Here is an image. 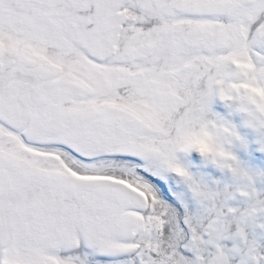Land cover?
Returning a JSON list of instances; mask_svg holds the SVG:
<instances>
[{"label": "snow or ice", "instance_id": "1", "mask_svg": "<svg viewBox=\"0 0 264 264\" xmlns=\"http://www.w3.org/2000/svg\"><path fill=\"white\" fill-rule=\"evenodd\" d=\"M0 264H264V0H0Z\"/></svg>", "mask_w": 264, "mask_h": 264}]
</instances>
